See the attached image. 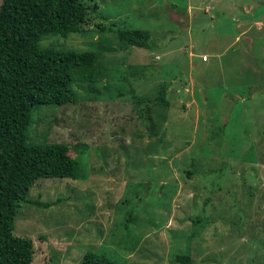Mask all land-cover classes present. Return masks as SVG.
Here are the masks:
<instances>
[{
    "label": "rangeland",
    "instance_id": "374dc122",
    "mask_svg": "<svg viewBox=\"0 0 264 264\" xmlns=\"http://www.w3.org/2000/svg\"><path fill=\"white\" fill-rule=\"evenodd\" d=\"M83 1L78 32L39 41L94 51L97 81L77 80L72 103L31 114L27 139L66 143L79 163L77 179L29 188L30 199L53 205L18 208L13 233L33 239L31 264H80L86 250L125 264H178L176 254L264 264V0ZM252 19L253 38L235 31L236 20L241 29ZM118 27L148 32L144 55ZM233 37L237 51L222 53ZM161 86L166 109L139 104ZM197 113L210 119L194 126ZM199 212L208 222L194 236L189 217Z\"/></svg>",
    "mask_w": 264,
    "mask_h": 264
},
{
    "label": "trees",
    "instance_id": "16d2710c",
    "mask_svg": "<svg viewBox=\"0 0 264 264\" xmlns=\"http://www.w3.org/2000/svg\"><path fill=\"white\" fill-rule=\"evenodd\" d=\"M90 7L83 0H2L0 4V264H31L34 245L30 237L13 233L14 217L22 203L48 208L54 203L30 199L28 190L39 178L77 179L79 163L66 143H33L27 139L32 112L43 105L61 106L74 101L75 81L95 83L97 55L41 48L47 34L67 37L79 31ZM119 39L138 47H150L146 30L118 27ZM166 87L145 108L166 109ZM161 106H164L161 108ZM138 114L154 128L152 120ZM86 153L87 144L77 148ZM187 177L192 171L183 170ZM212 192V189H210ZM208 203V197L205 204ZM199 235L207 222L204 212L189 217ZM178 264H192L188 254H176ZM80 264H125L103 252L86 250Z\"/></svg>",
    "mask_w": 264,
    "mask_h": 264
},
{
    "label": "crops",
    "instance_id": "0c3cea01",
    "mask_svg": "<svg viewBox=\"0 0 264 264\" xmlns=\"http://www.w3.org/2000/svg\"><path fill=\"white\" fill-rule=\"evenodd\" d=\"M252 5H250V7H251ZM241 7H245V8H247V7H249V6H246L245 5V3H243V4H241ZM223 9V8H222ZM229 19V21L231 22V23H233L234 21H233V19L232 18H228ZM223 20H221L220 22H222ZM236 23L237 24H235V27H236V29H235V31L236 32H240V34L241 35H245V36H250L251 38H253V29H255V28H253V26H254V22H253V19L251 20V21H248V22H246L245 21V23L246 24H249V26H247V27H245V26H243L241 29H240V27L242 26L241 25V23L243 24L244 22H240V23H238V20H236ZM225 35H227V36H233V34H229V33H227V34H225ZM238 35L239 34H235V36L234 37H238ZM232 38V39H230L229 40V42H227L226 43V47L221 51L222 53H224L226 50H229V49H231V50H235V51H237L236 49H233L232 48V45L235 43L236 44V38ZM215 42H217V41H215ZM137 48H139V50L142 52V50H144L143 48H145V47H138V46H136ZM240 52H242V50H240ZM142 54L144 55V53L142 52ZM206 53L204 52L202 55H205ZM220 55V54H219ZM208 57L209 56H207V59H205V60H203L204 62H206L207 60H208ZM187 110V109H186ZM187 113V111L183 114V115H181V116H184V117H186L185 116V114ZM202 114V113H201ZM201 114H195L196 116H195V119L193 118V120H194V122H193V125L194 126H196V125H198L199 124V122L202 120V121H207V120H209L210 119V117H208V115L207 116H204V114L203 115H201ZM190 119H191V117H190ZM201 121V122H202ZM166 124H167V122H166ZM194 126H193V128H192V131H195V128H194ZM199 129V128H198ZM194 135V134H193Z\"/></svg>",
    "mask_w": 264,
    "mask_h": 264
},
{
    "label": "built area",
    "instance_id": "2783aa9c",
    "mask_svg": "<svg viewBox=\"0 0 264 264\" xmlns=\"http://www.w3.org/2000/svg\"><path fill=\"white\" fill-rule=\"evenodd\" d=\"M205 59H207V56L203 55L202 60H205Z\"/></svg>",
    "mask_w": 264,
    "mask_h": 264
}]
</instances>
